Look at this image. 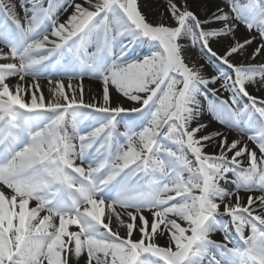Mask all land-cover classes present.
Segmentation results:
<instances>
[{"label": "snow or ice", "instance_id": "6c2138e0", "mask_svg": "<svg viewBox=\"0 0 264 264\" xmlns=\"http://www.w3.org/2000/svg\"><path fill=\"white\" fill-rule=\"evenodd\" d=\"M197 7L0 0V264H264V0Z\"/></svg>", "mask_w": 264, "mask_h": 264}, {"label": "bare ground", "instance_id": "6f19581e", "mask_svg": "<svg viewBox=\"0 0 264 264\" xmlns=\"http://www.w3.org/2000/svg\"><path fill=\"white\" fill-rule=\"evenodd\" d=\"M140 2H141L142 9L145 11L146 14H148L149 18L153 19V20L159 15L160 11L164 10L165 5H166V0H140ZM189 2L192 6V10L198 11V12L201 11L197 7V5L199 3H201V0H189ZM208 2H214V0H208ZM17 3H19V0H17ZM70 11H71V9H69V12ZM21 15H23L22 12H21ZM66 15H67V13L63 14L61 16V19H64V17ZM193 56H194V58H197L195 52L193 53ZM200 62L203 63L204 61L201 60ZM206 71L209 75L213 74V68L212 67H207ZM46 83H47L46 80H41V84L45 85V88H44L45 95H47ZM74 83H75V81H74ZM84 87L86 90L85 99L87 100L88 99L87 89L89 87H91L98 92L99 91V82L92 81V80L85 78ZM255 94L259 95V93H255ZM224 95H227V93H225ZM217 127H219V126H217ZM216 238L221 239L222 237L218 235Z\"/></svg>", "mask_w": 264, "mask_h": 264}]
</instances>
